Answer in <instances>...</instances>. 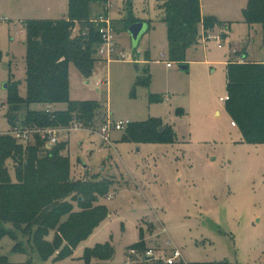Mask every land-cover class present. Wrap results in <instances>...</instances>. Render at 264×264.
Wrapping results in <instances>:
<instances>
[{"label": "rangeland", "instance_id": "obj_1", "mask_svg": "<svg viewBox=\"0 0 264 264\" xmlns=\"http://www.w3.org/2000/svg\"><path fill=\"white\" fill-rule=\"evenodd\" d=\"M164 1L109 0V18L126 58L109 63L97 56L88 76L69 64V99L101 104L105 111L98 119L107 121L93 130L79 124L62 127L59 139L68 142L63 155L70 158L74 180L100 175L111 181L109 195L99 201L108 217L71 254L61 255L63 247L43 261L27 236L19 234L26 252H14L15 241L5 237L0 256L14 264L30 259L34 264H87V250L108 244L114 251L110 264H166L177 251L181 257L175 264H264V144L242 140L224 101L227 62L242 60L243 50L250 61L264 60V28L250 30L245 22L249 0H201L203 15L230 29L217 26L203 33L211 38L188 49L186 70L179 62L168 68L167 26L158 8ZM68 2L0 0V135L11 128L5 86L20 82V95L27 96L26 22L64 19ZM92 11L95 17L102 8ZM131 18L145 23L138 41L122 30L121 21ZM29 109L63 111L67 105ZM26 112L17 115L23 119ZM152 120L161 121V133L170 127L174 139L127 142L126 130L114 129L110 143L101 136L107 123ZM7 165L15 180L14 162ZM47 240L54 241L53 232Z\"/></svg>", "mask_w": 264, "mask_h": 264}, {"label": "trees", "instance_id": "obj_2", "mask_svg": "<svg viewBox=\"0 0 264 264\" xmlns=\"http://www.w3.org/2000/svg\"><path fill=\"white\" fill-rule=\"evenodd\" d=\"M108 5L109 0H69L66 18L26 22L27 96L21 97L20 82H9L7 119L11 127L19 123L38 128L79 124L93 130L97 123H106L107 120L98 119L105 111L101 104L69 99L68 68L73 63L88 76L98 62L103 25L94 20L109 17ZM97 6L102 12L93 17V7ZM158 8L167 26L170 62L185 65L188 49L202 40L201 29L204 33L217 26L230 29L228 24L214 17L203 16L201 0H165ZM244 12L250 30L257 25L264 28V0H249ZM137 22L140 21L133 18L121 21L122 30L128 31ZM241 55L242 60L227 62L228 100L225 108L232 123L236 124L234 127L241 132L242 140L260 145L264 144V61L248 60L246 50ZM33 104H66L67 109L31 111L29 107ZM22 109L27 112L20 119L17 114ZM180 113L184 114L182 110ZM161 128L159 120L130 123L122 130H126L123 141H172L175 134L171 128L165 127L163 133ZM67 147L68 142L61 141L47 150L45 141L39 137L34 144L24 146L9 135H0V241L5 237L14 240V252H26L19 235L22 234L27 236L28 246L36 248L43 261L63 247L61 255L71 254L108 217V209L99 201L109 195L111 181L100 175L90 180H74L70 158L63 155ZM9 160L15 164V180L7 165ZM52 232L54 241L51 243L47 238ZM143 246L141 243L136 248ZM113 255L110 245H99L87 250L84 260L87 264L92 261L110 264ZM0 264L14 263L7 256H0ZM24 264L34 263L30 259Z\"/></svg>", "mask_w": 264, "mask_h": 264}, {"label": "built area", "instance_id": "obj_3", "mask_svg": "<svg viewBox=\"0 0 264 264\" xmlns=\"http://www.w3.org/2000/svg\"><path fill=\"white\" fill-rule=\"evenodd\" d=\"M94 22L102 24L103 26L100 29V34L102 35L103 44L99 48L98 56L104 59L107 62H113L115 60L126 58L123 54V51L120 48V45L117 41L116 31L114 28V23L109 17H99L95 19ZM210 36H204L203 42L209 40ZM218 45L220 48L223 47L221 43L222 38H217ZM134 59V57H131ZM165 55L161 54L160 59L164 60ZM166 62V61H165ZM168 68L172 67V62H166ZM228 97L224 99L227 101ZM129 122H119L115 123L113 126L110 124L105 125L101 128V136L105 143L110 142L109 133L114 129L116 131L124 130ZM233 126H236L235 123H232ZM63 132L61 128H38L31 126H23L20 123L11 127L7 132V135L14 138L19 144L27 146L29 144H34L37 137L45 141V148L47 150L52 149L60 141L59 136ZM132 253H135L132 250ZM152 251H149L147 255H151ZM181 257L180 253L177 251L174 253V256L167 261L166 264H175V262Z\"/></svg>", "mask_w": 264, "mask_h": 264}, {"label": "water", "instance_id": "obj_4", "mask_svg": "<svg viewBox=\"0 0 264 264\" xmlns=\"http://www.w3.org/2000/svg\"><path fill=\"white\" fill-rule=\"evenodd\" d=\"M144 27H145V23L144 22H137V23H134L132 24L129 29H128V33L129 35L131 36V38L134 40V41H138L143 30H144ZM180 68L182 70H186L187 69V66L186 65H181ZM8 85H6L5 87H7Z\"/></svg>", "mask_w": 264, "mask_h": 264}, {"label": "crops", "instance_id": "obj_5", "mask_svg": "<svg viewBox=\"0 0 264 264\" xmlns=\"http://www.w3.org/2000/svg\"><path fill=\"white\" fill-rule=\"evenodd\" d=\"M201 12H202V3H201ZM202 15H203V13H202ZM203 16H204V15H203ZM201 30H202V29H201ZM201 32H202V37H203V36H206V35H203V33H204L203 30H202ZM202 40H203V38H202ZM262 61H264V60H262Z\"/></svg>", "mask_w": 264, "mask_h": 264}]
</instances>
